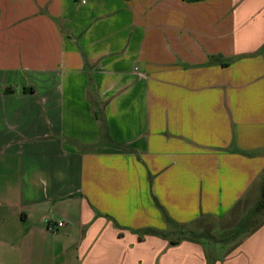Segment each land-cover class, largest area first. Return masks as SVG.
I'll return each instance as SVG.
<instances>
[{"label":"crops","instance_id":"0c3cea01","mask_svg":"<svg viewBox=\"0 0 264 264\" xmlns=\"http://www.w3.org/2000/svg\"><path fill=\"white\" fill-rule=\"evenodd\" d=\"M81 1L0 0V264H264V223L208 259L156 206L263 173L264 0Z\"/></svg>","mask_w":264,"mask_h":264},{"label":"rangeland","instance_id":"374dc122","mask_svg":"<svg viewBox=\"0 0 264 264\" xmlns=\"http://www.w3.org/2000/svg\"><path fill=\"white\" fill-rule=\"evenodd\" d=\"M102 118V117H99ZM264 182V170L260 178L254 183L257 186L258 183ZM259 193H257L250 201L246 202L239 211L235 213H230L225 219L216 221L205 216H200L193 223L185 228L177 229L173 224L168 225L165 235L171 239H182L185 237H190L193 241L198 242L204 249L207 258L211 259L213 257H224V253L228 251V248L235 247L238 242L246 235V232L250 230V227L261 220L264 219V206L263 209L256 214L252 220L244 226V228L239 229L242 225L244 218L247 213L250 212L257 204V199L259 198ZM177 229V230H176ZM240 232V233H238ZM228 253V252H226Z\"/></svg>","mask_w":264,"mask_h":264},{"label":"trees","instance_id":"16d2710c","mask_svg":"<svg viewBox=\"0 0 264 264\" xmlns=\"http://www.w3.org/2000/svg\"><path fill=\"white\" fill-rule=\"evenodd\" d=\"M185 2L188 3H192V2H199V1H203V0H183ZM101 122V128L104 130L105 129V123L103 118L99 119ZM107 141L108 138L106 137ZM259 198L257 199V204L256 206L250 210V212L247 213L246 217L244 218L243 222L241 223L242 225L239 227L238 230L244 228V226H247V224H249V222L252 220V218L258 214L264 206V182L258 183L257 186H254V184L245 192V194L243 195V197L236 203V205L234 206L233 210L231 211L232 213H235L237 211H239V209L242 207V205H244L246 202L250 201V199H252L257 193H259ZM156 206L162 211V215L163 218L165 220V223H167L168 225L173 224L171 222V220L167 217V215L164 213V211L161 209V207L158 205V203H156ZM264 223V219L254 223L251 227L250 230H248L246 232V236L251 235L255 230H257L262 224ZM241 231V230H240ZM240 233V232H238Z\"/></svg>","mask_w":264,"mask_h":264},{"label":"built area","instance_id":"2783aa9c","mask_svg":"<svg viewBox=\"0 0 264 264\" xmlns=\"http://www.w3.org/2000/svg\"><path fill=\"white\" fill-rule=\"evenodd\" d=\"M82 3H84V1L82 0L81 1ZM63 223L62 222H57V223H54V225H49V229L51 230V231H54V229L55 228H61V227H63Z\"/></svg>","mask_w":264,"mask_h":264}]
</instances>
